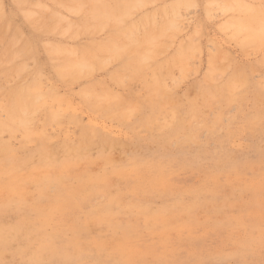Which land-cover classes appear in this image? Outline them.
Masks as SVG:
<instances>
[{"label": "rangeland", "instance_id": "obj_1", "mask_svg": "<svg viewBox=\"0 0 264 264\" xmlns=\"http://www.w3.org/2000/svg\"><path fill=\"white\" fill-rule=\"evenodd\" d=\"M0 264H264V0H0Z\"/></svg>", "mask_w": 264, "mask_h": 264}, {"label": "bare ground", "instance_id": "obj_2", "mask_svg": "<svg viewBox=\"0 0 264 264\" xmlns=\"http://www.w3.org/2000/svg\"><path fill=\"white\" fill-rule=\"evenodd\" d=\"M250 25H251V24H250ZM21 91H22V90H21ZM28 104H29V103H28ZM23 106H25V105H23ZM27 106H28V105H27ZM20 107H21V106H20ZM18 109H19V108H18ZM24 109H25V108H24ZM11 110H12V109H11ZM11 110L9 109V111H11ZM9 111H8V112H9ZM11 114H12V112H11ZM13 114H14V113H13ZM23 114H24V113H23ZM16 115H17V114H16ZM36 115H37V114H36ZM11 117H12V116H11ZM254 165H255V164H254ZM206 166H207V165H206ZM243 169H244V168H243ZM139 170H140V169H139ZM157 170H159V168H158ZM136 171H137V170H136ZM134 173H135V172H134ZM123 174H124V173H123ZM207 175H208V174H207ZM90 176H91V175H90ZM99 176H100V175H99ZM101 176H102V175H101ZM122 176H123V175H122ZM142 177H143V176H142ZM151 178H152V177H151ZM58 179H59V177H58ZM96 180H97V178H96ZM52 181H53V179H52ZM56 181H57V180H56ZM92 181H93V180H92ZM109 181H110V180H109ZM157 181H158V179H157ZM98 182H99V181H97L96 183H98ZM143 182H144V181H143ZM99 183H100V182H99ZM140 184H141V183H139V185H140ZM55 185H57V184H55ZM190 186H193V185H190ZM54 187H55V186H54ZM39 188H40V187H39ZM46 188H47V187H46ZM257 193H258V192H257ZM114 199H115V198H114ZM112 203H113V202H112ZM112 205H113V204H112ZM20 206H21V205H20ZM113 206H114V205H113ZM105 208H106V207H105ZM109 208H110V207H109ZM102 213H103V212H102ZM35 214H36V213H35ZM109 214H110V213H109ZM48 215H49V214H48ZM100 215H101V214H100ZM239 215H240V214H239ZM34 219H35V218H34ZM114 221H115V220H114ZM141 221H142V220H141ZM77 222H78V221H77ZM236 222H237V221H236ZM112 225H113V224H112ZM112 225H111V226H112ZM149 225H150V224H149ZM36 226H37V225H36ZM116 226H118V225H116ZM123 226H124V225H123ZM136 226H137V225H136ZM152 226H154V225H152ZM169 227H170V226H169ZM30 228H31V227H30ZM116 228H117V227H116ZM129 228H130V227H129ZM155 228H156V226H155ZM165 228H167V226H166ZM224 228H225V227H224ZM114 229H115V227H114ZM122 229H123V228H122ZM125 229H126V228H125ZM171 229H172V228H171ZM230 229H231V228H230ZM22 230H23V229H22ZM115 230H116V229H115ZM115 230L113 231L114 233H115ZM134 230H135V229H134ZM152 230H153V228H152ZM158 230H159V229H158ZM162 230H163V229H162ZM124 231H125V230H124ZM126 231H127V229H126ZM131 231H132V230H131ZM118 232H119V234H120V231H118ZM161 232H162V231H161ZM157 233H158V232H157ZM115 234H116V236H117L118 233H115ZM122 234H123V233H122ZM125 235H126V233H125ZM129 235H130V234H129ZM129 235H128V236H129ZM145 235H146V234H145ZM118 236H119V235H118ZM126 236H127V235H126ZM128 236H127V237H128ZM142 236H143V235H142ZM120 237H121V236H120ZM127 237H126V238H127ZM133 237H135V236H133ZM133 237H132V238H133ZM116 238H117V237H116ZM118 238H119V237H118ZM193 238H194V237H193ZM111 239H112V238H111ZM122 239H123V238H122ZM134 239H135V238H134ZM161 239H162V238H161ZM108 240H109V239H108ZM149 240H150V239H149ZM163 240H164V239H163ZM74 241H75V240H74ZM112 241H113V240H112ZM112 241H111V242H112ZM115 241H116V240H115ZM122 241H124V239H123ZM159 241H160V240H159ZM219 241H220V240H219ZM105 243H106V240H105ZM105 243H104V244H105ZM112 243H113V242H112ZM53 244H54V243H53ZM85 244H86V243H85ZM85 244H84V245H85ZM95 244H96V243H95ZM100 244H101V242H100ZM113 244H114V243H113ZM115 244H116V243H115ZM132 244H133V243H132ZM233 244H234V243H233ZM47 245H48V244H47ZM96 245H97V244H96ZM164 245H165V244H164ZM100 246H101V245H100ZM107 246H108V245H107ZM112 246H113V245H112ZM196 246H197V245H196ZM77 248H78V247H77ZM95 248H96V247H95ZM97 248H98V247H97ZM110 248H111V247H110ZM110 248H109V249H110ZM114 248H115V247H114ZM67 251H68V250H67ZM67 251H66V252H67ZM56 252H57V251H56ZM64 252H65V251H64ZM144 252H145V251H144ZM31 253H32V252H31ZM103 253H104V252H103ZM105 253H106V252H105ZM53 254H54V252H53ZM258 254H259V253H258ZM54 257H55V254H54ZM59 257H60V256H59ZM59 257H58V258H59ZM130 257H131V256H130ZM205 257H206V256H205ZM58 258H57V259H58ZM61 259H62V258H61ZM251 259H252V258H251ZM58 260H59V259H58ZM123 260H124V259H122V261H123ZM203 260H204V259H203ZM125 261H126V259H125ZM125 261H124V262H125Z\"/></svg>", "mask_w": 264, "mask_h": 264}]
</instances>
